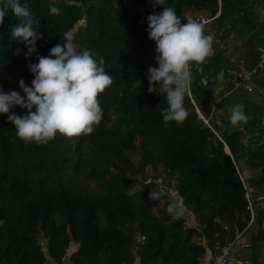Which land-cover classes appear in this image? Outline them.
<instances>
[{"label": "trees", "instance_id": "16d2710c", "mask_svg": "<svg viewBox=\"0 0 264 264\" xmlns=\"http://www.w3.org/2000/svg\"><path fill=\"white\" fill-rule=\"evenodd\" d=\"M25 2L43 38L25 59L27 46L10 38L18 21L9 10L0 25L5 92L24 96L19 81L31 86L34 78L28 65L48 56L66 31L74 34L78 50L91 49L104 59L113 83L98 96L103 118L90 135L25 142L0 114V264H201L207 250L214 257L219 246L249 229L245 191L257 198L252 207L264 217V207H257L264 199V155L250 153L264 135L259 115L247 105L244 112L252 119L232 125V103L237 104L232 93L245 91L222 85L240 70V60L247 70L257 65L264 0ZM50 4L61 14H50ZM165 6L182 22L218 12L204 24L214 37V55L191 67L189 114L182 123H165V94L148 92L147 70L158 65L147 17ZM79 20L83 23L76 25ZM255 75L256 70L253 84L264 91V76ZM137 79L140 88L134 89ZM10 112L24 115L27 109L14 106ZM150 191L162 192L161 198L149 200ZM172 192L184 214L168 211L175 203Z\"/></svg>", "mask_w": 264, "mask_h": 264}, {"label": "clouds", "instance_id": "9594fccd", "mask_svg": "<svg viewBox=\"0 0 264 264\" xmlns=\"http://www.w3.org/2000/svg\"><path fill=\"white\" fill-rule=\"evenodd\" d=\"M164 2L156 0L158 5H164ZM9 10L18 21L10 27V38L27 46L25 59H28L37 51L36 42L43 38L35 27L39 26V20L29 11L28 3L0 0V25ZM49 12L57 16L61 14L60 9L52 4ZM147 22L148 37L155 42L158 65L147 70L148 92L165 94L168 105L162 112L165 123H182L189 114L185 97L192 84L191 67L203 64L214 55V37L206 33L205 25L199 21L182 22L172 7L165 6L159 14L148 15ZM78 48L74 34L66 31L63 42L53 46L48 56H38L37 62L28 65L34 78L31 86L23 79L19 81L24 96L14 90L5 92L0 86V114L7 115L21 140L47 144L57 134L66 138L90 135L101 122L103 109L98 96L111 86L113 77L105 71V61L99 54L91 49L80 51ZM20 52L21 49L17 48L14 54ZM140 84L137 79L132 87L140 88ZM14 106L27 109L26 114L10 112ZM229 119L235 126L247 123L252 117L245 114L243 104H236ZM161 196L160 191H150L148 198L156 201ZM174 210L175 205L169 204L168 211Z\"/></svg>", "mask_w": 264, "mask_h": 264}, {"label": "rangeland", "instance_id": "374dc122", "mask_svg": "<svg viewBox=\"0 0 264 264\" xmlns=\"http://www.w3.org/2000/svg\"><path fill=\"white\" fill-rule=\"evenodd\" d=\"M152 13L153 14H159L160 11L153 10ZM82 23H83V20H79V21H77L76 25L77 24H82ZM263 43H264L263 41L260 42V40H257L256 47L258 49L262 48L263 47ZM230 50H231V47H230ZM233 54L236 55V52H233ZM263 55H264V50L262 52H259V57L257 59L256 64L259 63L260 66L261 67L263 66V68H264V57H263ZM260 66L255 65V67H254V69L256 70L255 77H260V76L263 77L264 76V70L262 72L257 70L258 67H260ZM240 67L244 68L243 63H240ZM227 79L228 78L225 77L224 80H223V83ZM256 87L257 86L255 84H252L251 87H249V91L246 90L243 87H240V88L244 89V91H245V92H243L244 94H242V93L238 94V92H233L232 96L233 97H235V96L237 97V104H243L244 107L247 106V105H250V106L253 107L255 112L259 115L258 119L260 120V124H261L260 128L263 130V133H264V96L262 95L264 93V91H262V90H260V89H258ZM234 105L235 104L232 103V106H234ZM198 116L201 117L200 113H198ZM223 116H224V114H223ZM249 141L250 140H248L246 142V145L249 143ZM259 141H261L262 143L260 142V143H258L255 146L252 145L253 143L251 144L252 150L250 151V153H253V152L257 151L258 152L257 154L264 155V145H262L263 142H264V135L259 139ZM240 165H242V164H240ZM155 182L159 183L160 179L157 178ZM135 186H136V184H133V188ZM171 194L174 195L173 202H171V203L175 202L174 203L175 207H176L175 211H177L179 214H184L185 211H184L183 206L180 204V199L175 196V193L172 192ZM250 199L252 201H254V199H257V198H255L252 195L250 197ZM160 202L162 203V202H164V200H161ZM261 203L264 206V199H263V201ZM258 205H259V203H258ZM255 225H256L255 223L251 224L250 226H248L249 229L242 233V239H243L242 241H244V240L247 241L250 246L248 248H241V252H242V255H244L246 257V260L248 261V263L250 262V264H264V222L262 223V227L263 228L261 230V235L262 234L263 235L259 236L256 240H254V238H252V237H254V232L256 230V226ZM130 231L136 238V246H140L141 243H140L139 236L134 232V230L131 229ZM237 238H238V240H240L239 236H237ZM253 240H254V242H253V246H252V241ZM242 241H240V242H242Z\"/></svg>", "mask_w": 264, "mask_h": 264}, {"label": "built area", "instance_id": "2783aa9c", "mask_svg": "<svg viewBox=\"0 0 264 264\" xmlns=\"http://www.w3.org/2000/svg\"><path fill=\"white\" fill-rule=\"evenodd\" d=\"M217 13L209 18L199 17L198 20L196 21H199L205 24L209 22L210 20H212L217 15ZM263 50H264V43H263V47L260 48L259 51L262 52ZM239 63H242V61L240 60ZM257 65L260 66L259 63ZM254 71H255L254 67L249 70L240 67V70L238 72L233 73L232 87L233 88L243 87L249 91V87H251L252 85L251 83H253L251 79H252V75ZM262 95L264 96V93ZM236 174L237 176H239V179H240V182L242 183L243 188L246 189V184L243 183L242 177L239 175L238 172ZM244 197L246 200L245 209L248 211V214H249V219L247 221L246 226H249L250 224L253 223L255 214H254V210L252 207V200L250 199L246 191L244 192ZM240 241L241 240H238L236 236L232 240H229L225 244L219 246L218 253L213 257L212 264H230L231 258L237 259L241 264H250V262L248 263V261L246 260V257L242 255V252H241V248H248L250 245L245 240L242 242Z\"/></svg>", "mask_w": 264, "mask_h": 264}, {"label": "crops", "instance_id": "0c3cea01", "mask_svg": "<svg viewBox=\"0 0 264 264\" xmlns=\"http://www.w3.org/2000/svg\"><path fill=\"white\" fill-rule=\"evenodd\" d=\"M161 12V11H160ZM226 78H228L224 83H223V79H222V85H223V87L226 89V87H227V84H229V83H231L232 84V79L233 78H230V76L229 77H226ZM251 84H253V83H251ZM232 87V86H231ZM234 89H236V88H233L232 87V90H234ZM251 143V141H249V143L248 144H250ZM228 150V149H227ZM235 170H236V168H235ZM236 173H237V170H236ZM242 179H243V177H242ZM263 201V199H261V201H259L258 203H259V205L257 206L258 208H261L263 205H262V202ZM264 207V206H263ZM257 213H259L257 210H255L254 209V214H255V216H256V214ZM254 222H255V224H256V221H255V218H254ZM264 222V219L263 220H261L260 221V228H261V226H262V223ZM256 226V230H255V232H254V237L253 238H255L256 237V231H257V224L255 225ZM260 230V229H259ZM247 231V230H246ZM245 232V231H244ZM258 237V236H257ZM239 239L242 241L243 239H242V233L239 235ZM257 239V238H256ZM138 251H139V248L137 249ZM139 253V252H138ZM213 252H211V251H206V253L204 254V256H202V258H201V264H212V261H213ZM133 264H139V262H138V260H136ZM230 264H240V262L237 260V259H234V258H231V260H230Z\"/></svg>", "mask_w": 264, "mask_h": 264}, {"label": "water", "instance_id": "95a60500", "mask_svg": "<svg viewBox=\"0 0 264 264\" xmlns=\"http://www.w3.org/2000/svg\"><path fill=\"white\" fill-rule=\"evenodd\" d=\"M224 146V151L226 152V153H228L229 154V152H228V150H227V147L225 146V145H223ZM264 218H263V216L261 215V213L259 212V213H257L256 214V216H255V221H256V224H257V231H256V237L254 238V240H256V238H257V236H258V233H259V229H260V220H263ZM254 240L252 241V246H253V242H254Z\"/></svg>", "mask_w": 264, "mask_h": 264}]
</instances>
